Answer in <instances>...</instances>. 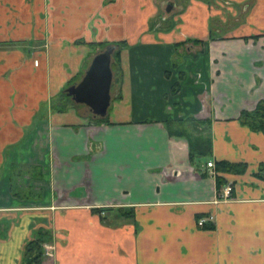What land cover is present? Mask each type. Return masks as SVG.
Segmentation results:
<instances>
[{
  "label": "crops",
  "instance_id": "0c3cea01",
  "mask_svg": "<svg viewBox=\"0 0 264 264\" xmlns=\"http://www.w3.org/2000/svg\"><path fill=\"white\" fill-rule=\"evenodd\" d=\"M237 5L242 22L211 26ZM121 41L114 119L61 105ZM262 99L264 0H0V264L38 237L54 246L40 264H264V133L239 119ZM167 125L210 155L191 164Z\"/></svg>",
  "mask_w": 264,
  "mask_h": 264
},
{
  "label": "trees",
  "instance_id": "16d2710c",
  "mask_svg": "<svg viewBox=\"0 0 264 264\" xmlns=\"http://www.w3.org/2000/svg\"><path fill=\"white\" fill-rule=\"evenodd\" d=\"M192 42H198L199 40H193ZM181 43L177 44L180 45ZM107 45H114L116 48L113 52L112 59H111V69L113 74H115L114 69H117V72L119 74V55L121 50H123L127 45L125 41H121L118 43H101L98 47L100 50L105 48ZM175 58L173 61V66L176 67ZM179 90L178 82L172 85L171 92L175 94ZM62 99L65 101L72 100L65 92H62L61 96ZM65 109V106L58 108V111H63ZM189 119V118H188ZM240 121L248 125L254 130L261 131L264 133V99L259 100L256 104V106L250 110V111H242L239 116ZM187 120V119H186ZM108 122L105 118H99L96 117L95 123L101 124ZM167 128L169 130V125H167ZM170 135L172 136H178V137H185L188 142V148H189V159L191 164L195 163L198 159L206 158L211 153V140L209 137L201 134L191 135L190 133H187V130L183 128H177L173 131L169 130ZM216 171L219 173H243L246 170V164L245 163H232L228 161H219L216 162ZM262 172H264V164L260 166L259 168V174L262 175ZM216 183L217 186L220 187L223 183L222 177L217 175L216 177ZM107 207L103 208H97V212H101L106 210ZM110 209V208H108ZM127 214L125 212L122 213V211H118V216L120 218L125 217ZM43 239L41 237L35 238L31 240L24 249V256H23V262L22 264H40L42 258H43Z\"/></svg>",
  "mask_w": 264,
  "mask_h": 264
},
{
  "label": "water",
  "instance_id": "95a60500",
  "mask_svg": "<svg viewBox=\"0 0 264 264\" xmlns=\"http://www.w3.org/2000/svg\"><path fill=\"white\" fill-rule=\"evenodd\" d=\"M115 48L114 45H107L97 52L80 81L65 90L67 96L75 103L87 106L95 117H105L110 106L111 59Z\"/></svg>",
  "mask_w": 264,
  "mask_h": 264
},
{
  "label": "rangeland",
  "instance_id": "374dc122",
  "mask_svg": "<svg viewBox=\"0 0 264 264\" xmlns=\"http://www.w3.org/2000/svg\"><path fill=\"white\" fill-rule=\"evenodd\" d=\"M237 8H238V14H237V16L235 18L232 15H229V13H228V15L226 16V21L225 22L223 20H221V21H218V20L217 21H212L211 26L219 28L221 34H225L229 29H231L233 26H236L239 22H242L245 19V17H244L245 14L242 12L241 7L239 5H237ZM181 56H183V55L179 54V53H177L175 55V60H176L175 62L177 64L176 67L178 65H180V63H181ZM114 72H115V74H114L115 76H114V82H113V87H112V94L116 92V88H117V84H118V78H119V74H118L116 68L114 69ZM182 80H183V78L180 77L179 73H178L177 79L174 82V84L176 82H178V85H180ZM113 91H115V92H113ZM175 95H176V93L175 94L172 93V96H175ZM187 96H188V94H187ZM187 96L185 98L188 99ZM66 102H69L70 104H73L74 101H72V100L65 101L64 99H62V103H60V104L62 105V104H65ZM115 108H116L115 102L114 101L110 102V106L108 108V113H107V115H109V118L114 119V109ZM87 111H88L87 112L88 113V117H92V113L89 111V108H87ZM189 133L191 134V132H189ZM191 135H193V134H191Z\"/></svg>",
  "mask_w": 264,
  "mask_h": 264
},
{
  "label": "built area",
  "instance_id": "2783aa9c",
  "mask_svg": "<svg viewBox=\"0 0 264 264\" xmlns=\"http://www.w3.org/2000/svg\"><path fill=\"white\" fill-rule=\"evenodd\" d=\"M208 168H214V163L212 161L207 162ZM232 187L231 185L227 184L223 186L219 193H218V199H229L231 197ZM206 218H200L197 222L198 226H203ZM43 253L45 256L51 257L53 256L54 246L50 243H43L42 244Z\"/></svg>",
  "mask_w": 264,
  "mask_h": 264
},
{
  "label": "flooded vegetation",
  "instance_id": "af4514ba",
  "mask_svg": "<svg viewBox=\"0 0 264 264\" xmlns=\"http://www.w3.org/2000/svg\"><path fill=\"white\" fill-rule=\"evenodd\" d=\"M114 74H113V78H112V83H111V88H110V94H111V97L113 96V94H112V87H113V82H114ZM82 78V77H81ZM80 81V80H79ZM65 93H66V91H64ZM71 98V97H70ZM112 99V98H111ZM73 101V100H72ZM87 107V106H86ZM88 108V107H87ZM109 108V107H108ZM90 111V110H89ZM91 112V111H90ZM107 113H108V111H107ZM92 117H94L95 119H96V117L92 114ZM105 117H107V115L105 116ZM105 117H99V118H105Z\"/></svg>",
  "mask_w": 264,
  "mask_h": 264
}]
</instances>
